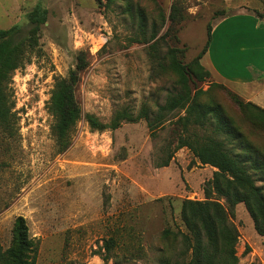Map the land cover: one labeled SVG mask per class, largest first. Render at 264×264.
<instances>
[{
    "label": "rangeland",
    "instance_id": "rangeland-1",
    "mask_svg": "<svg viewBox=\"0 0 264 264\" xmlns=\"http://www.w3.org/2000/svg\"><path fill=\"white\" fill-rule=\"evenodd\" d=\"M174 2L179 17L170 24ZM127 4L144 12L149 28L164 16L152 42L158 41L160 56L176 48L183 63L201 54L222 17L247 11L264 17V0H22L19 21L0 20L2 29L21 25L24 37L25 15L36 5L47 11L39 51L11 75L13 127L0 129V245L10 246L14 220L21 216L37 244L35 264L188 263L180 243L163 232H185L182 201L205 200L204 183L215 169L199 165L186 148L158 167L172 140L169 129L151 135L144 120H114L121 112L134 117L143 106L155 112L178 88L165 56L158 66L147 54L150 43L130 42L135 26L123 13ZM79 61L84 68L75 97L81 118L60 151L46 103L54 79L67 76ZM199 88V101L218 105L264 156V116L211 78ZM87 114L106 128H90ZM227 213L238 232V264H263L264 237L244 205ZM109 238L114 248L107 251Z\"/></svg>",
    "mask_w": 264,
    "mask_h": 264
},
{
    "label": "trees",
    "instance_id": "trees-1",
    "mask_svg": "<svg viewBox=\"0 0 264 264\" xmlns=\"http://www.w3.org/2000/svg\"><path fill=\"white\" fill-rule=\"evenodd\" d=\"M95 2L100 4V0ZM123 13L135 26L130 42L150 43L147 54L158 66L162 65L165 56L169 70L176 76L178 88L162 105L156 106L155 112L143 106L134 117L121 112L114 120H144L151 135L158 129H169L172 140L162 149L163 156L158 167H166L176 151L186 148L199 165L215 169L212 178L204 183L205 200L182 201L180 220L185 232L164 231L163 235L168 239L170 234L175 238L173 241L180 243L183 252L188 255L187 264H238V232L229 221L227 210L242 203L255 232L264 237V156L246 140L218 105L199 101L202 92L199 84L210 78L200 59L208 47L211 29L201 54L183 63L176 48L167 47L164 56H160L158 41L152 42L165 22L162 14L158 16L159 26L152 21L149 28L148 18L140 8L127 4ZM46 15V9L39 5L28 12L25 19L29 29L24 37H20L21 25L0 29V129L3 132L10 131L14 123V104L9 89L11 75L39 51L38 34L46 22ZM178 17V5L174 2L168 16L170 24L176 23ZM81 63L79 61L67 76L54 79L46 103V109L53 118L51 133L60 151L67 148L68 135L81 118V109L75 97L79 73L84 68V63ZM233 96L240 99L234 93ZM246 105L264 116V109L250 102ZM176 111L179 113L170 116ZM84 119L93 130L106 128L92 115L87 114ZM116 125L114 123L110 127L115 128ZM104 246L107 251L112 250L114 240L109 238ZM36 251L37 244L29 237L24 218L17 217L12 227L10 246L3 249L0 245V264H35Z\"/></svg>",
    "mask_w": 264,
    "mask_h": 264
},
{
    "label": "crops",
    "instance_id": "crops-1",
    "mask_svg": "<svg viewBox=\"0 0 264 264\" xmlns=\"http://www.w3.org/2000/svg\"><path fill=\"white\" fill-rule=\"evenodd\" d=\"M4 2L0 0V20L19 21L22 0H10L9 6ZM200 63L213 81L264 109V17L247 11L219 19Z\"/></svg>",
    "mask_w": 264,
    "mask_h": 264
}]
</instances>
